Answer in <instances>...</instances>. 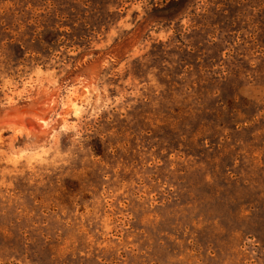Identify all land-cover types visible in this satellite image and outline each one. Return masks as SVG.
<instances>
[{
    "label": "rangeland",
    "instance_id": "rangeland-1",
    "mask_svg": "<svg viewBox=\"0 0 264 264\" xmlns=\"http://www.w3.org/2000/svg\"><path fill=\"white\" fill-rule=\"evenodd\" d=\"M169 1L0 0V264H264V0Z\"/></svg>",
    "mask_w": 264,
    "mask_h": 264
},
{
    "label": "trees",
    "instance_id": "trees-1",
    "mask_svg": "<svg viewBox=\"0 0 264 264\" xmlns=\"http://www.w3.org/2000/svg\"><path fill=\"white\" fill-rule=\"evenodd\" d=\"M50 1L49 3V7L53 8V12L54 15L57 16L58 20L60 21L62 18H66L65 16L62 15H66L67 16V20H69V18H71L73 21H77L83 25H81L83 27V30H85V34L79 35L76 39L78 42H76L74 47H82V46H88V35L86 33H93V29H94V25L91 24H87L84 21L83 16L81 15L80 10H78V8L76 7L78 3H80L83 7L82 9H85L87 6L88 8V12L89 11H94L96 13H98L99 10V4L95 2H93V0H71L70 2H67L66 0H48ZM62 1H64V3H62ZM183 1L184 0H170L168 3H166L163 7H158V6H154L153 10H155V12L157 13H161L164 15V17L167 18H174L176 15H180L182 10H183ZM62 7H67V12H64V10H62ZM84 13V12H83ZM57 14V15H56ZM166 15V16H165ZM97 16V15H96ZM34 24H36V22H34ZM63 27V26H62ZM67 27V26H65ZM87 30V31H86ZM51 34V31H46L44 30L43 32H40L38 30H33L31 38L35 41H37L40 44L45 45V47H47L49 50L54 48L55 46H57L58 44L62 43L64 41L63 38H65L64 34L65 32H59L58 29H55V31H53L54 33V39H48L49 41L45 42V40H43V38L41 37L43 34L47 33ZM51 32V33H50ZM52 33V35H53ZM85 42V43H84ZM17 50H19V52L23 53V57L25 54L29 53V50L25 49L23 47V45L21 43H19L18 41L14 43ZM61 46H59L60 48ZM72 47V46H70ZM25 50V51H23Z\"/></svg>",
    "mask_w": 264,
    "mask_h": 264
}]
</instances>
